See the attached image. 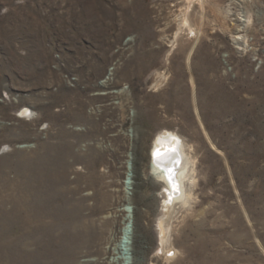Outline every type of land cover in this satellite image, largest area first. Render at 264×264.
<instances>
[{
    "label": "rangeland",
    "instance_id": "obj_1",
    "mask_svg": "<svg viewBox=\"0 0 264 264\" xmlns=\"http://www.w3.org/2000/svg\"><path fill=\"white\" fill-rule=\"evenodd\" d=\"M127 214L130 264H264V0H0V264H124Z\"/></svg>",
    "mask_w": 264,
    "mask_h": 264
},
{
    "label": "bare ground",
    "instance_id": "obj_2",
    "mask_svg": "<svg viewBox=\"0 0 264 264\" xmlns=\"http://www.w3.org/2000/svg\"><path fill=\"white\" fill-rule=\"evenodd\" d=\"M185 21V20H184ZM186 22V21H185ZM187 23H182L180 26H185ZM186 27V26H185ZM176 36L178 33L176 32ZM174 38V37H173ZM22 116L29 117L31 111L23 109L21 112ZM182 139L175 133L161 132L157 135L152 145L151 162L148 166L149 173L156 179L163 187V210L161 217L158 220V228L160 234V240L162 244L166 242L167 230L165 228V222L172 207L176 203L188 204L191 196L187 191V181H190V169L191 161L186 156L184 151V144ZM131 161H127V176L124 180L125 187L129 185L130 179L133 176V167ZM36 172V171H35ZM36 173L30 175L31 180L36 179ZM123 228L121 230L120 242L117 243L118 258L121 259L122 263H131V243L133 238V217L130 214L123 217Z\"/></svg>",
    "mask_w": 264,
    "mask_h": 264
}]
</instances>
